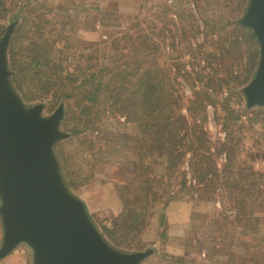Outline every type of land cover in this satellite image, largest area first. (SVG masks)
Instances as JSON below:
<instances>
[{
    "label": "trees",
    "instance_id": "16d2710c",
    "mask_svg": "<svg viewBox=\"0 0 264 264\" xmlns=\"http://www.w3.org/2000/svg\"><path fill=\"white\" fill-rule=\"evenodd\" d=\"M248 2H244L243 12L247 10ZM18 3L21 4V0H0V39L7 30L6 22L21 17V6L14 16L8 14ZM27 7L36 10L30 3ZM240 19L231 18L222 28L213 19H206L202 28L193 31L195 36L202 35L203 42L196 51L206 56L208 70L202 63L198 70L188 69V64L181 61L169 66L164 58V47L152 42L149 33L142 28L135 33H122L113 40L115 53L109 62L97 67L93 62L96 57L93 51L81 55L86 57L84 66L76 65L71 70L65 65V61H69L66 56L69 43L67 48H59L58 39L51 41L46 37L49 25L53 23L45 14L25 18L28 31L35 32L29 34L28 45L21 42L20 51L15 49L20 38L18 30L24 23L15 30L10 44L12 82L23 100L27 104L48 100V112L63 101L66 103L62 127L72 136L61 141L56 152L65 181L73 193L92 174L69 171L73 161L67 145L86 131L97 129L101 106L104 110L120 111L129 116L127 121L133 127L135 139L134 184L130 202L120 213V220H113L112 227L104 226L103 235L114 247L124 243L122 238L128 232H149V228L157 225L155 242L160 243L162 235L166 236L167 222L169 226L173 222L176 224L174 204L185 202L179 195L191 186L198 193H209L218 189L222 179L236 196L254 198L261 193L252 192L251 187L255 184L243 182L246 176L237 169L234 171V167H242L236 159L243 140L241 135L235 134L234 128L248 123L251 124L249 129H254L256 123L264 122V107L248 108L243 92L255 76L260 44L254 32L242 25ZM63 26L67 31L66 24ZM187 32L185 28V38ZM216 34L217 40L212 38ZM61 40L67 42L63 34ZM206 43L213 44L216 49L205 50ZM189 48L193 50L191 46ZM19 53L21 58L18 59ZM180 79L190 86L191 98H187ZM73 104L77 110L73 109ZM210 107L215 122L226 132L225 141L219 148L210 137ZM84 123L86 126L82 129ZM220 154L227 155L222 168L217 160ZM222 172L226 174L222 175ZM189 175L195 181L194 185L189 183ZM158 206L163 211L160 218L153 211ZM183 207L186 208V203ZM163 228L165 231L161 235ZM171 228L173 231L174 226L168 233Z\"/></svg>",
    "mask_w": 264,
    "mask_h": 264
},
{
    "label": "rangeland",
    "instance_id": "374dc122",
    "mask_svg": "<svg viewBox=\"0 0 264 264\" xmlns=\"http://www.w3.org/2000/svg\"><path fill=\"white\" fill-rule=\"evenodd\" d=\"M245 1L247 0H21V4L13 6L8 12L14 16L21 6V17L6 23L8 27L18 20L15 30L24 23L18 30L20 38L16 42L15 51H20L21 42L28 45L29 34L35 32V30L28 31L29 25L24 22L25 18L45 14L53 23L49 25L46 37L51 41L58 39L59 48L65 46L67 48L69 43L70 50L66 55L69 61H65V65L71 70L76 65L84 66L86 57L83 58L81 55L93 51L96 53L93 62L97 67L109 62L115 53L113 40L122 33H135L140 28L149 33L152 42L164 47V58L169 66L172 67L175 62L181 61L188 64V69L198 70L199 63H202L204 69L208 70L206 56L196 51L199 43L203 42L202 35L195 36L193 31L200 26L202 28L206 19H213L214 23L222 28L231 18H242L245 13L243 12ZM29 3L32 7H36V10L31 11L27 7ZM63 24H66L67 31L63 30ZM57 27L60 29L51 32ZM185 28L188 29L186 38ZM62 34L67 38V42L61 40ZM212 38L217 40V34ZM205 45L207 51L216 49L211 43ZM12 52L9 47L10 66ZM17 58H21V53ZM180 80L187 98H191L190 86L183 79ZM38 103H44L45 114L50 115L62 102L50 112H48V100ZM76 108L77 106L73 104V109L77 110ZM99 109L97 129L75 137L67 145V151L73 161L70 172L83 171L85 174H92L80 189L73 191L85 202L92 219L104 233V226L112 227L113 220H120V213L130 202V192L134 184L132 163L136 154L135 139L132 137L133 127L127 121L128 114L107 111L103 106ZM65 111L67 113L66 103ZM209 115L210 137L214 146L219 148L225 141L226 132L215 122L212 107L209 108ZM85 126L84 123L81 128ZM250 126L251 124L247 123L242 124L240 128H234L235 134L243 137L236 159L237 163H242V167L236 166L234 171L237 169L243 176L245 175L243 182L254 183L255 186L251 187L252 192L261 191L260 194H256L254 198L236 196L220 179L216 191L198 193L191 186L188 191L179 195L180 199L195 203L196 208L192 213L193 223L187 230L186 244L187 250L195 254L205 251L204 258H201L204 261L212 257L209 251H227L241 252L242 257L234 264H264V122L256 123L254 129H249ZM61 128L64 130L62 125ZM226 159V154L217 156L219 168H222ZM225 174L226 172H222V175ZM237 175L239 174H234ZM189 178L191 181L189 183L194 185L195 181L190 175ZM175 208L179 209V203H176ZM153 211L157 218H160L163 212L161 206ZM151 222L152 219L149 224ZM176 223L178 224V221ZM166 226V236L162 235L165 231L163 228L159 244L155 242L157 225L156 228H149V232L147 230L143 233L128 232L127 236L122 238L124 243L118 249L135 252L150 248L155 251L156 247H160L163 253L168 242L176 246L180 245L181 241L178 238H170L173 237L172 228L168 233L169 228L175 226V223L169 226L167 222ZM127 244H130V247H127L129 246ZM204 261L199 264H206Z\"/></svg>",
    "mask_w": 264,
    "mask_h": 264
},
{
    "label": "water",
    "instance_id": "95a60500",
    "mask_svg": "<svg viewBox=\"0 0 264 264\" xmlns=\"http://www.w3.org/2000/svg\"><path fill=\"white\" fill-rule=\"evenodd\" d=\"M240 23L260 44L253 79L244 87L248 108L264 107V0H249ZM18 20L0 39V260L21 246L32 264H142L154 249L127 252L108 242L85 202L68 187L57 156L65 103L50 115L27 104L12 82L9 47Z\"/></svg>",
    "mask_w": 264,
    "mask_h": 264
},
{
    "label": "crops",
    "instance_id": "0c3cea01",
    "mask_svg": "<svg viewBox=\"0 0 264 264\" xmlns=\"http://www.w3.org/2000/svg\"><path fill=\"white\" fill-rule=\"evenodd\" d=\"M179 209L176 210L174 204V210L177 212L175 219L178 221L176 223L173 231V237L170 238H178L181 241L180 245H174L172 243H166L165 249L162 253L160 247H156L154 254L147 258L142 264H199L204 258L206 252L200 251L199 254H195L187 250V230L193 223L192 213L196 208L195 203L193 201H179ZM184 203H186V208L183 207ZM121 212V210H120ZM4 237V227L2 220L0 218V245H2ZM159 244V242H158ZM158 250V251H157ZM212 257L206 259V264H234L239 261L240 257H242L241 252H227V251H209ZM197 255V256H196ZM178 259L176 261V259ZM183 259L182 260L179 259ZM33 263V254L31 250L27 246H21L17 248L14 252L9 254L7 257L0 260V264H32Z\"/></svg>",
    "mask_w": 264,
    "mask_h": 264
}]
</instances>
